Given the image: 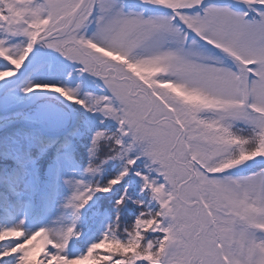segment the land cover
<instances>
[{
  "label": "snow or ice",
  "instance_id": "6c2138e0",
  "mask_svg": "<svg viewBox=\"0 0 264 264\" xmlns=\"http://www.w3.org/2000/svg\"><path fill=\"white\" fill-rule=\"evenodd\" d=\"M144 3L162 11L0 0V81L45 45L97 78L103 94L88 100L47 82L23 92H54L117 122L112 151L125 166L104 184L70 181L69 205L118 192L114 206H137L123 234L111 224L80 251L74 227L0 225V264H264V0ZM108 135L97 130L93 149ZM141 158L146 171L133 174L146 198H134L122 181Z\"/></svg>",
  "mask_w": 264,
  "mask_h": 264
},
{
  "label": "trees",
  "instance_id": "16d2710c",
  "mask_svg": "<svg viewBox=\"0 0 264 264\" xmlns=\"http://www.w3.org/2000/svg\"><path fill=\"white\" fill-rule=\"evenodd\" d=\"M50 98V97H49ZM46 99V98H43ZM83 130L80 132L79 140L75 139L73 146L62 147L60 145H52L49 148L37 146V142L30 144L24 150L20 147L12 146V153L7 156H0V165L3 166V172L10 178L9 183H13L15 179L22 178L26 170L25 163L31 164L29 175L34 179V188L28 193L30 200L28 203L24 199L14 202V210H24L26 214L34 218V225L43 227L45 224L44 210L46 203L58 195L59 192L56 186L59 185V179L64 174V171H69L73 174L74 180H83L85 184L97 182L104 184L125 166L126 157H114L113 147L114 140L111 134H117V122L110 117L102 116L99 121L87 125L83 121ZM20 131L26 134L39 133L38 130H27L18 127ZM17 129V130H18ZM97 130H103L108 136L99 142L98 150L93 149V136ZM38 138V136H37ZM39 139V138H38ZM125 139V138H124ZM127 141V139H125ZM15 147V148H14ZM44 149H49L50 153L44 152ZM134 151L127 153V156H135ZM106 157H111L105 159ZM92 165L98 167V172L89 173L87 168ZM145 161L143 158L138 159L136 164L132 166V172L122 181L123 184L128 185L129 193L135 198H146L144 193L140 192V179L133 173L139 168L141 171H146ZM16 177V178H15ZM119 191H123L122 186H117ZM10 190V189H9ZM117 193H96L91 201L78 211L70 207L73 213L72 218L66 217V228L74 227V232L77 233L73 237L74 245L73 251H80L86 247L92 240L99 238L106 228L112 224L113 230L118 234H123L125 226L131 223L134 218L137 206L131 201H128L126 206L116 207L115 199ZM71 193L68 196L70 200ZM69 204V203H68ZM70 206V205H69ZM34 212V213H33ZM1 220L5 222L10 221L16 214V211L11 213L2 212ZM117 213H119L120 220L116 222Z\"/></svg>",
  "mask_w": 264,
  "mask_h": 264
},
{
  "label": "rangeland",
  "instance_id": "374dc122",
  "mask_svg": "<svg viewBox=\"0 0 264 264\" xmlns=\"http://www.w3.org/2000/svg\"><path fill=\"white\" fill-rule=\"evenodd\" d=\"M120 3L122 4L125 11L141 12L145 16L157 14L162 11L156 6L144 3V0H120ZM124 3H126L127 7L123 5ZM93 29L94 25L90 26L89 34ZM50 50L54 53L56 52V54L51 56L45 52L43 46L39 47V50L37 51L36 57L33 61L34 66L27 70L26 77L21 81V83L18 84V86H16L15 89H9L0 96L1 109H6L17 103V101L25 99L27 96L33 94H25L23 92V88L29 83L47 82L61 84L74 89L81 98L88 100H91L94 96L103 94L104 90L97 78L87 72H81L79 64L69 61L59 52L53 49ZM2 63L3 62L0 61V64ZM141 71H143L145 75L150 74V70L148 69H142ZM15 77L16 76L8 78L4 81H0V86L4 85L6 82L12 81L15 79ZM45 98L46 99H40L37 103L24 109L21 114L13 115L7 117L6 119H0V128H4V130L1 131L2 133H0V156L8 157L9 154H13V145L17 146V148L20 147L21 150L26 149V147L28 148L30 144H34L36 142L39 148L46 147L52 149L50 148L52 145L69 147L72 145V143H74L75 139L79 140V131L83 130V121H85L87 125H90L96 121H99L102 116H104L100 111H91L82 105L73 104L67 101L70 107H72V112L69 113L68 108L56 98ZM20 120H24L27 123H41L42 130L48 132H62L63 130H68L65 135L62 134L60 136H46L41 133L37 134V132H34L33 134H26L19 129L17 130L16 128L8 130L9 128H13L12 125H14V123H18ZM72 127L73 129H71ZM125 139L128 140L129 138L125 137ZM49 149H44L43 151L49 154ZM131 151L136 153V149ZM25 165L27 167L26 170H28V173L25 174L24 177H27L28 181L22 177L15 179L13 184L16 185L15 191L17 190L20 197H22L25 202L28 203L30 200L28 193L32 191L35 185L34 179H31L32 176L29 175L31 164L25 163ZM9 178L10 176L8 177L3 172V169L1 170L0 165V207L4 205V201L6 199L10 200L12 198V194L10 193L9 186L7 184L9 183ZM70 181H75L73 174L69 171H64V174L60 177L58 182L59 196L57 200H54V202L48 206L44 227L50 229L53 231V233L62 232L64 229H66L65 219L70 208L68 204V196L73 189V184L70 183ZM0 215H2L1 212ZM24 216V214H16V216L12 218L10 224L24 219ZM1 221L4 220L0 219V224H4ZM24 221L25 223L23 226L26 230H35L26 224V219H24Z\"/></svg>",
  "mask_w": 264,
  "mask_h": 264
},
{
  "label": "water",
  "instance_id": "95a60500",
  "mask_svg": "<svg viewBox=\"0 0 264 264\" xmlns=\"http://www.w3.org/2000/svg\"><path fill=\"white\" fill-rule=\"evenodd\" d=\"M36 50L37 46L34 47L33 53L30 55L29 60L25 63L24 67L21 69V71L16 75L15 79L12 81L6 82L4 85L0 86V95L5 93L6 90L13 88V86H16L17 83H19L22 79L26 77V73L28 69H31L33 67V60L36 56ZM53 97L62 102L69 110V113L72 112V107H70L69 103L65 98L60 96L59 94L53 93V92H36L27 97V99L18 101L16 104L6 108L5 110L0 109V119H6L7 117L20 114L25 108H28V106L35 103L39 98L43 97ZM19 124L27 127V128H39L46 136H60L62 134H65L68 129L63 130L62 132H55V131H45L42 130V124H33V123H26L25 121H18ZM18 123H14L15 125H18ZM4 130V128H0L1 131Z\"/></svg>",
  "mask_w": 264,
  "mask_h": 264
},
{
  "label": "bare ground",
  "instance_id": "6f19581e",
  "mask_svg": "<svg viewBox=\"0 0 264 264\" xmlns=\"http://www.w3.org/2000/svg\"><path fill=\"white\" fill-rule=\"evenodd\" d=\"M125 7H127V5H126V3H124L123 4ZM37 46V50H36V54H37V51L39 50V47H41V46H43V48L45 49V52L46 53H48V54H50L51 56H53V55H55L56 54V52L54 53L53 51H51L47 46H45V45H41V44H37L36 45ZM36 57V56H35ZM35 59V58H34ZM34 61V60H33ZM19 83H21V82H19ZM18 83V84H19ZM16 86H18V85H16ZM16 86H13V88L15 89L16 88ZM6 91H8V90H6ZM5 91V92H6ZM50 92V91H49ZM48 92V93H49ZM4 94V93H3ZM2 95V94H1ZM0 95V96H1ZM28 97V96H27ZM50 97V96H49ZM25 99H27V98H25ZM39 99H43V98H39ZM39 99L37 100V102L39 101ZM22 100H24V99H22ZM21 101V100H20ZM22 113V112H21ZM20 113V114H21ZM82 124H83V122H82ZM7 125H9V124H7ZM19 126H21V125H19ZM74 126V125H73ZM12 127L13 128H9L8 130H11V129H14V128H18V125H12ZM73 128V127H72ZM7 130V131H8ZM7 131H5V132H7ZM79 132H81V130L79 131ZM7 134V133H6ZM41 134H44L43 132H41ZM70 146H73V143H72V145H70ZM69 146V147H70ZM27 148V147H26ZM26 166V165H25ZM2 169H4V167L2 166L1 167V170ZM25 174H27V172H25L24 174H23V178L25 179V180H27V177H24L25 176ZM16 178V177H15ZM18 178V177H17ZM32 179V178H31ZM60 180V179H59ZM28 181V180H27ZM15 187H16V185L15 184H10L9 185V191H10V193L12 194V198L10 199V200H8V199H6L5 201H4V205H2L0 208V212H1V214H3L2 212L3 211H5L6 213H11V212H14V211H16V214H18L21 210H14L12 207H13V204L12 203H14V202H18V201H20L21 199H23L22 197H20V195H19V192L16 190L15 191ZM9 202V203H8ZM3 203V202H2ZM8 203V204H7ZM1 216V215H0ZM1 222H3L4 224H10V221H7V223L5 222V221H1ZM1 225V224H0ZM3 225V224H2Z\"/></svg>",
  "mask_w": 264,
  "mask_h": 264
}]
</instances>
